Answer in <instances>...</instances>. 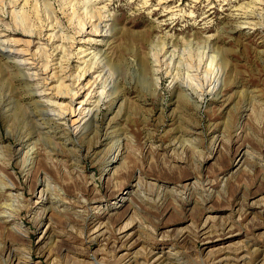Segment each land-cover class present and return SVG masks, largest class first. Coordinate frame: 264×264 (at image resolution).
I'll use <instances>...</instances> for the list:
<instances>
[{
	"label": "rangeland",
	"instance_id": "374dc122",
	"mask_svg": "<svg viewBox=\"0 0 264 264\" xmlns=\"http://www.w3.org/2000/svg\"><path fill=\"white\" fill-rule=\"evenodd\" d=\"M19 1L0 34L60 37L31 63L66 62L81 24L107 36L73 56L100 94L67 119L0 44V264H264V0Z\"/></svg>",
	"mask_w": 264,
	"mask_h": 264
},
{
	"label": "bare ground",
	"instance_id": "6f19581e",
	"mask_svg": "<svg viewBox=\"0 0 264 264\" xmlns=\"http://www.w3.org/2000/svg\"><path fill=\"white\" fill-rule=\"evenodd\" d=\"M12 2L11 3H13V0H11ZM23 1H25V0H23ZM27 1V0H26ZM23 2L24 4L25 3H27V2ZM2 2V1H1ZM9 2V1H8ZM10 3V4H11ZM20 3V1L19 0H15V2H14V4H11V6L12 7H16L18 4ZM27 5V4H26ZM7 6H10L9 4L7 5ZM23 6V5H22ZM18 7H20V6H18ZM18 9V8H17ZM11 10V9H10ZM16 9H14V11H15ZM37 10V9H36ZM18 11H19V9H18ZM12 12H13V8H12ZM11 12V14H15V12L14 13H12ZM47 16V15H46ZM86 16V15H85ZM15 17V16H14ZM15 19H17V18H15ZM53 19V18H52ZM90 20V19H89ZM88 20V21H89ZM38 21V20H37ZM43 21V20H42ZM47 21V20H46ZM91 21V20H90ZM47 22H49V21H47ZM46 22V23H47ZM84 22V21H83ZM23 24H24V22H22ZM81 23V22H80ZM79 23V24H80ZM89 23V22H88ZM19 25V22H17V24L15 25V27H11L12 29L11 30H13V33H11L10 32V30H7L8 31V34L7 35H4V34H0V44H5L6 45V47H8V48H10L11 50L9 51V52H15V53H17V54H19V56H27V57H23V58H21V61H23L24 62V64H30V66H31V68L33 67V68H35L34 70L35 71H33V73L32 74H34V75H36V77H38V75L39 76H41L40 78H39V81L41 80L42 81V83L44 84L43 86L45 87V88H48V89H50V90H54V92H52L51 93V97L53 96V97H55V98H59V99H61V98H68V102H69V106L68 107H66V109L65 110H59L58 111V109H57V113H56V115L59 117V118H61V119H65L66 117V115H69L70 117L71 116H73L74 114H75V111L76 110H74V108L72 107V104L74 103V101L75 100H77V99H80V96H81V94H79V93H81L80 91L83 89H86V93H85V97L84 98H82V99H80L79 100V105H89V106H91L90 104H92V103H90V102H93V100L91 101L90 99L91 98H93L94 96H96L97 95V93H99L97 90H96V87H97V78L99 77V74H98V76L96 77V79L94 78V76L92 77L91 76V72H95V71H97V67H94L93 66V64H91V63H86L85 65L86 66H84V67H76V68H78L79 70H78V72L79 73H77V72H75V74H72V73H70V69H71V67H70V65H71V63H72V60H73V56H75L77 59H80V58H84L85 56H88V55H91L90 54V52H87V50H88V48H84L82 51H81V47L82 46H86V45H90V46H96V45H98L99 43H98V41L97 40H95V39H93L92 37H101V36H107V35H104V34H101V31L100 30H98V26H96V25H94V24H89V25H87V24H81L79 27H80V29L78 28V33L77 32H75V33H77V36H83V37H81L80 38V40H83L82 42H81V44H85V45H82L81 47H79L78 49H77V52L76 53H71V54H67V56H68V59H66V62H62V63H60V61L59 62H57V63H59L60 65L59 66H57L58 68V70L57 71H53L52 69L53 68H51L52 66L51 65H53V64H56L57 65V63H51L52 61H55L56 60V58H55V56L56 55H54V54H52L51 53V55H50V57L53 55V57L52 58H50L49 60L47 59V60H45L46 62L45 63H38V64H35V62H29V59H35L36 60V57L38 56V54H39V50H41V48H43V47H41L40 46V44L38 43V42H35V39L38 41V40H42L43 39V37H46L44 40L46 41V43H48L49 42V44H53V42H54V39L55 38H60L59 37V35L57 36L56 35V37L54 38V36L55 35H53L52 33H49V31L51 30V29H49L48 28V26L49 25H42L41 26V28L37 31H34L35 29H33L32 28V30H27L26 28H23L22 26H24V25ZM41 24H42V22H41ZM49 24V23H48ZM53 24V23H52ZM77 24H78V22H77ZM55 25V24H54ZM14 26V25H13ZM39 26V25H38ZM50 26H51V24H50ZM77 26V27H78ZM34 27V26H33ZM45 27V28H44ZM58 27V26H57ZM36 28V27H35ZM39 28V27H38ZM37 28V29H38ZM20 29V30H19ZM28 29H31V27H29ZM14 35V34H16V35H20L19 36V38H12L11 37V35ZM73 38V37H72ZM59 40V39H58ZM75 43V38H73V41H71V47H70V49L71 48H73L72 46H73V44ZM48 44V45H49ZM7 45H9V46H18L19 48H12V47H9V46H7ZM47 45V44H46ZM54 46V45H53ZM52 46V47H53ZM57 46H59V45H56V48H57ZM35 47V48H34ZM62 48V47H61ZM43 49H45V48H43ZM44 51V50H43ZM55 51H57V50H55ZM54 51V52H55ZM58 52V51H57ZM56 52V53H57ZM81 56H80V55ZM83 54V55H82ZM164 54V53H163ZM40 55H41V53H40ZM43 55V54H42ZM95 56H96V54H93V55H91L90 56V59H93V58H95ZM174 57V56H173ZM45 58H47V57H45ZM63 58V57H62ZM38 59H39V56H38ZM42 60H44L43 59V56H42ZM60 60V59H59ZM64 60V59H63ZM36 61H38V60H36ZM85 60H83V62H84ZM22 62V63H23ZM94 62V61H93ZM64 64H66V65H64ZM211 65V64H210ZM29 66V67H30ZM55 68V67H54ZM56 70V69H55ZM50 71H52L50 74H49V72ZM77 71V70H76ZM81 71V72H80ZM39 72V73H38ZM69 73V74H68ZM87 74V76H89L90 77V81H91V78H92V80L94 81V82H92V84L89 82V80L88 81H85L86 83H84V84H82V79H84V78H86V77H84L85 75ZM33 75V76H34ZM94 78V79H93ZM65 80H68L69 81V83H71V85L73 86V89L71 90V89H69V87H70V85H68V83L67 84H65ZM96 80V81H95ZM40 81V82H41ZM75 82V83H74ZM53 83V84H52ZM76 83H78V85H82L81 87H79L78 85H76ZM95 83H96V85H95ZM73 84H75V85H73ZM93 84L95 85V87L94 88H92L93 87ZM88 85V87H86ZM37 87V86H36ZM102 87V86H101ZM219 88V87H218ZM74 89H77V90H75L74 91ZM42 91H43V89H42ZM94 91H96V92H94ZM94 92V93H93ZM212 93V92H211ZM40 95L42 94V96H43V94L44 93H39ZM100 94V93H99ZM33 95V94H32ZM69 95V97H67ZM102 95V94H101ZM98 98H99V95L97 96ZM96 98V97H95ZM97 101V100H96ZM95 101V102H96ZM98 102H99V100H98ZM97 102V103H98ZM51 103V102H50ZM52 104H55V105H57V102H53ZM96 106H98V104H96ZM56 107V106H55ZM60 107V106H59ZM92 107H94L93 105H92ZM56 109V108H55ZM81 109V111L77 114V115H80L79 116V118H81L82 117V119H80V120H78L79 118L77 117L76 119H74L73 118V120L72 119H70V122L72 123L74 120H76L75 121V123H78L79 121H81V120H83V119H85L84 120V123H83V126H78V125H76V127H75V130H76V133L77 134H80V133H83V134H85V133H87L88 131L91 133V132H96V130H97V123H96V116H97V108H86V107H81L80 108ZM86 117V118H85ZM67 119V118H66ZM68 121V120H67ZM65 122H66V120H65ZM75 123H73V124H75ZM74 127V126H73ZM29 138V137H28ZM28 138L27 139H25V140H28ZM118 147V146H117ZM246 153V152H245ZM232 154V153H231ZM243 154H244V152H243ZM247 155V154H246ZM231 157H229L228 159H230ZM232 159V158H231ZM228 161V160H227ZM241 162V160H239V162L238 163H240ZM243 162V161H242ZM241 162V163H242ZM241 166V165H240ZM51 189V188H50ZM44 202H51L50 201V198H45L44 199ZM132 263H133V261H132ZM131 263V264H132ZM155 263H157V264H162V263H164V259H162V260H160V258L159 259H157L156 261H155ZM164 264H170V263H164Z\"/></svg>",
	"mask_w": 264,
	"mask_h": 264
}]
</instances>
